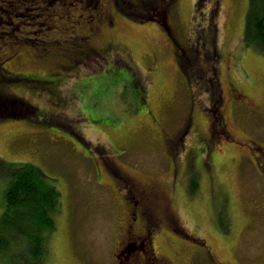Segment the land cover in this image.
Instances as JSON below:
<instances>
[{"label":"rangeland","instance_id":"rangeland-1","mask_svg":"<svg viewBox=\"0 0 264 264\" xmlns=\"http://www.w3.org/2000/svg\"><path fill=\"white\" fill-rule=\"evenodd\" d=\"M131 1L102 10L90 57L82 5L0 10V98L23 114L0 117V217L11 168L28 163L61 192L46 264H132V248L116 259L129 184L157 192L152 264H264V54L244 44L249 0Z\"/></svg>","mask_w":264,"mask_h":264},{"label":"trees","instance_id":"trees-1","mask_svg":"<svg viewBox=\"0 0 264 264\" xmlns=\"http://www.w3.org/2000/svg\"><path fill=\"white\" fill-rule=\"evenodd\" d=\"M244 44L264 54V0H249ZM19 106L1 97L0 117H23ZM10 171L13 177L4 190L5 207L0 217V258L24 255L25 264H46L61 192L36 165L20 164ZM197 185L198 179L192 178L191 190ZM220 220L224 225V218Z\"/></svg>","mask_w":264,"mask_h":264},{"label":"flooded vegetation","instance_id":"flooded-vegetation-1","mask_svg":"<svg viewBox=\"0 0 264 264\" xmlns=\"http://www.w3.org/2000/svg\"><path fill=\"white\" fill-rule=\"evenodd\" d=\"M2 4V6H0V10H2L3 12L9 14L11 11H8V6L7 3L11 2L12 6L14 8L18 7V8H22L23 6L25 7L27 4H30L33 9H38L39 12L37 13L36 17H41L47 14L48 10H51L49 8V6L51 5L52 7H54V4L56 5L57 3H60L61 5L58 6H62L65 9L66 8H70L72 9L73 7L76 6V4L78 5H82L81 7L83 8L84 13H80L78 15V20L77 22L79 24H81L82 20L85 21V23L82 22V24H84V26L82 25V28H86L89 29V33L85 32V35L83 36V38L85 39V41L81 43H78L80 45H83L84 50L81 49L80 53L86 57H90V55H94L91 52L86 51L85 49H87V47L89 46V40L93 37V29L94 27L98 28L100 25V23L103 21V12L102 10H108L109 4L113 3V6L116 10H118L120 13L125 14L126 12V6L127 5H123L125 3V0H107V5H102L101 0H73L71 2H69V0H52L50 3L47 2V0H9L8 2H6L7 0H0ZM134 0H132L131 2H133ZM14 3V4H13ZM134 4V3H131ZM28 10V9H27ZM19 16H23L20 14H15V17H19ZM11 19V17H9ZM1 19V18H0ZM1 22H8L9 21H5V19L3 18V20ZM110 23H113L112 21ZM90 27V28H89ZM92 33V34H91ZM83 40V39H82ZM172 41H174L172 39ZM178 45V44H177ZM175 44V46L177 47V49H181L179 46H177ZM78 50V49H77ZM82 51V52H81ZM185 52V50H183ZM101 55V54H100ZM105 56V55H103ZM209 91L212 92V87L209 85ZM237 90H235L234 92H236ZM234 96V93H233ZM240 99H242V103H245L247 101V96L242 94L238 96ZM235 100H237V96L235 95ZM238 101V100H237ZM216 107V105H215ZM222 124L224 125V129L225 132H227V129L225 128L227 126L225 119H222ZM129 184V183H128ZM129 195L126 196V199H128L131 203V212H130V222L129 223V230H127V239L126 242L120 246L119 244V252L117 253L116 259H118L117 257L119 256V254H121L124 257H129L128 255H130L127 251L131 250L132 248V253H136V257L133 260L132 264H145L147 263L145 257L147 256L149 261L147 264H152L153 262H155L156 260H159V257L157 256V254L155 253V248L153 246V239H154V234L150 229V225H149V221L152 217L153 214V205L156 202V196H157V192L153 191V189H151L149 186H145L143 188H139V187H135L134 184L130 185L129 184V191H128ZM148 216V217H147ZM150 216V217H149ZM139 218L141 219H145V232L140 233L137 231L135 224L138 222ZM134 226H135V230H134ZM154 229V228H152ZM131 240H133V242H130ZM122 244V243H121ZM146 244L147 245V250L145 251V249H141V247H143V245ZM141 245V246H139ZM141 255L144 254V258L143 260H145V263L140 262V257L137 255Z\"/></svg>","mask_w":264,"mask_h":264},{"label":"bare ground","instance_id":"bare-ground-1","mask_svg":"<svg viewBox=\"0 0 264 264\" xmlns=\"http://www.w3.org/2000/svg\"><path fill=\"white\" fill-rule=\"evenodd\" d=\"M221 146H224V144H221Z\"/></svg>","mask_w":264,"mask_h":264}]
</instances>
